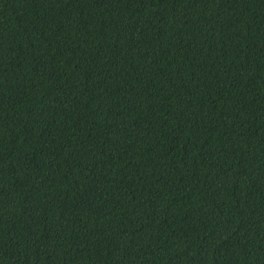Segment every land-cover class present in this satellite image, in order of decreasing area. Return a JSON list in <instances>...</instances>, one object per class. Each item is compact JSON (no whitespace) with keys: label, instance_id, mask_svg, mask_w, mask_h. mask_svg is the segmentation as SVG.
<instances>
[{"label":"trees","instance_id":"16d2710c","mask_svg":"<svg viewBox=\"0 0 264 264\" xmlns=\"http://www.w3.org/2000/svg\"><path fill=\"white\" fill-rule=\"evenodd\" d=\"M0 264H264V0H0Z\"/></svg>","mask_w":264,"mask_h":264}]
</instances>
